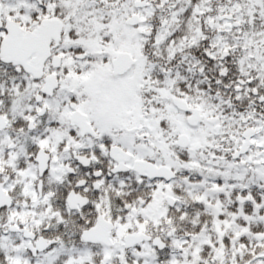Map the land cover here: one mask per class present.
<instances>
[{
	"label": "snow or ice",
	"instance_id": "6c2138e0",
	"mask_svg": "<svg viewBox=\"0 0 264 264\" xmlns=\"http://www.w3.org/2000/svg\"><path fill=\"white\" fill-rule=\"evenodd\" d=\"M0 264H264V0H0Z\"/></svg>",
	"mask_w": 264,
	"mask_h": 264
}]
</instances>
